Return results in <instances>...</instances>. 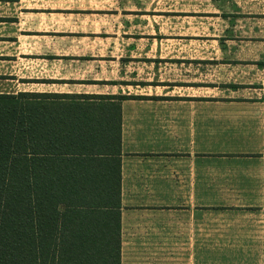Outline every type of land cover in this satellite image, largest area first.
Returning a JSON list of instances; mask_svg holds the SVG:
<instances>
[{"label":"crops","instance_id":"1","mask_svg":"<svg viewBox=\"0 0 264 264\" xmlns=\"http://www.w3.org/2000/svg\"><path fill=\"white\" fill-rule=\"evenodd\" d=\"M21 2L0 0V44L9 48L43 37L29 31L28 15L65 13ZM166 4L157 10L153 0L148 21L138 3L140 22L123 33L122 44L137 45L153 30V54L128 60L157 83H132L154 91L120 101V144L105 163L73 170L72 186L91 188L85 202L105 207L63 244L92 256L71 264H264V0ZM13 57L0 51V61Z\"/></svg>","mask_w":264,"mask_h":264},{"label":"trees","instance_id":"2","mask_svg":"<svg viewBox=\"0 0 264 264\" xmlns=\"http://www.w3.org/2000/svg\"><path fill=\"white\" fill-rule=\"evenodd\" d=\"M98 96L0 93V264L92 258L82 245L62 241H72L75 228L90 227V210L105 207L85 202L91 188L77 186V179L73 187L72 173L105 163L113 143L120 144L113 134L120 101L134 98Z\"/></svg>","mask_w":264,"mask_h":264},{"label":"rangeland","instance_id":"3","mask_svg":"<svg viewBox=\"0 0 264 264\" xmlns=\"http://www.w3.org/2000/svg\"><path fill=\"white\" fill-rule=\"evenodd\" d=\"M48 1L49 7L62 8L65 13L37 16L38 20L36 16L28 15L32 25L29 31L41 33L43 37L22 40L10 48L8 44H0V51L3 54L17 55L13 57V61H0V93L16 95L23 92H44L137 97L135 95L154 91L132 84L143 81L157 83V78L146 75L149 70L142 74V70L138 69L140 64L128 60L130 56L145 57V54H153L156 50L153 48V36H148L149 31L152 33L153 30L150 28L146 33L143 32L144 39L137 45L136 43L127 45L132 43V39H127L123 44L120 41L126 38L123 33H128L131 25L135 26L140 22L141 18L135 16L138 3L140 5L143 3L151 11L145 19L148 21L153 19L151 5L153 0H33L31 3L22 0L20 6L27 4L41 11L42 5L48 7L44 4ZM154 1L157 3V10L165 9L168 2ZM129 8L133 12L124 11ZM24 17L22 21L25 23L27 21ZM125 21L129 24L127 28ZM144 24L146 23H142L141 27ZM22 29L28 28L22 26ZM135 29L133 28L132 34L135 33ZM63 31L65 38L61 37ZM163 43L165 46L163 51L169 50L168 45L171 44L166 40ZM72 55L85 56L88 60L62 59L63 56ZM104 57L109 62H105ZM122 58L125 59L126 66ZM129 61L130 64L127 63ZM121 82L131 85L126 87Z\"/></svg>","mask_w":264,"mask_h":264}]
</instances>
